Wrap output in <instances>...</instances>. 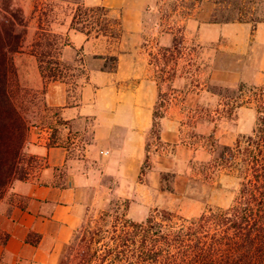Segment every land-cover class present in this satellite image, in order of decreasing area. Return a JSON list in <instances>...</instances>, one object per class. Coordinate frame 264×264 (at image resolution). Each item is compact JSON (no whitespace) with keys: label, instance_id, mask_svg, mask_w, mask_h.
<instances>
[{"label":"crops","instance_id":"0c3cea01","mask_svg":"<svg viewBox=\"0 0 264 264\" xmlns=\"http://www.w3.org/2000/svg\"><path fill=\"white\" fill-rule=\"evenodd\" d=\"M21 8L28 20L31 7L25 2ZM117 23L121 32L138 31L128 22L125 27ZM206 24L196 23L195 31L202 33ZM72 36V47H88L90 41L83 43L87 38H80V32ZM125 46L114 55L111 70L98 67L104 57L86 56L89 72L75 95L60 83L46 84L44 101L52 116L29 127L24 148L37 165L13 181L0 200L1 264H57L101 192H118L126 200L138 176H144L143 187L153 186L160 173L187 170L190 160L204 159L202 143L192 137L194 130L206 131L201 109L189 99L187 78L176 70L178 59L168 71L169 60L162 53L181 46L170 41L167 48L146 55L137 42ZM161 62L164 70H159ZM14 64L20 76L16 59ZM30 74L39 77L35 60ZM211 94L219 101V94ZM36 127L51 130L45 146L31 142Z\"/></svg>","mask_w":264,"mask_h":264},{"label":"rangeland","instance_id":"374dc122","mask_svg":"<svg viewBox=\"0 0 264 264\" xmlns=\"http://www.w3.org/2000/svg\"><path fill=\"white\" fill-rule=\"evenodd\" d=\"M214 1L14 0L20 7L28 3L32 10L27 20V32L31 34H26L21 51L13 55V62L14 59L19 62L21 73L18 81L22 92L16 97V103L29 127L47 123L52 116L53 109L47 107L44 101L46 84L57 82L69 94L78 92L89 72L86 56L104 57L103 65L99 62L98 67L111 70L115 67L114 55L125 51L126 42H137L140 51L146 55L156 53L159 48H167L165 45L170 41L181 47L162 52L169 60L166 62L170 64L168 71L175 65L174 58H177L176 70L180 76H186V84L191 91L189 99L200 107V113L198 108L195 112L206 125L204 133L194 130L192 135L206 151L202 161L190 160L187 170L178 168L160 173L158 184L153 186L143 187L144 176H138L129 193H126V200L118 192H101V198L87 211L74 233L84 225H93L100 214H114V210L120 213L125 206L127 218L141 222L149 215L153 216L155 210L169 211L177 217L191 220L199 217L208 207H228L233 203L239 180L235 173L226 175L222 168L215 171L212 161L221 155L225 147L250 136L255 127L254 108L241 106L239 97L240 90L246 96L251 95L250 90L263 84L264 23L257 24L255 28L250 23H211L216 9ZM94 7H104L107 11L89 12L84 18L90 24L98 21L100 27L111 26L113 30L107 29L106 34L97 35L95 30L98 31L99 27H94L88 36L80 33V38H87L83 43L90 41L86 49L83 46L72 47L70 40L75 31L71 27L72 19L81 17L85 8ZM117 22L122 23V27L128 22L132 30L138 31H118L114 28L116 24L113 25ZM196 23H207L202 33L195 31ZM35 42L40 44L38 50L33 48ZM67 45L71 47L65 48ZM33 49L46 53L43 66L57 73L56 81H44L40 73L39 77L31 76V62L35 60L37 65L36 58L31 55ZM162 64L159 70H164ZM182 70L185 73H181ZM169 84L166 81L164 88L167 89ZM203 89L205 92L199 97ZM212 92L219 94V101ZM24 148L25 144L23 152L26 154ZM25 168L26 172V165Z\"/></svg>","mask_w":264,"mask_h":264},{"label":"trees","instance_id":"16d2710c","mask_svg":"<svg viewBox=\"0 0 264 264\" xmlns=\"http://www.w3.org/2000/svg\"><path fill=\"white\" fill-rule=\"evenodd\" d=\"M214 3L211 23H250L253 28L264 23V0ZM103 11L107 10L85 8L81 17L72 19V29L87 36L94 27H99L97 35L113 30L100 27L98 21L91 26L84 18L89 12ZM26 34L21 7L14 0H0V200L13 181L25 177V165H37L35 157L23 152L29 124L16 103L22 89L13 55L21 51ZM33 46L40 48L38 42ZM37 50L31 55L41 77L56 81L57 73L43 66L46 53ZM240 92L241 106L255 110V127L250 136L225 147L212 161L215 171L222 168L239 180L230 206L208 207L191 220L155 210L157 215L135 222L127 218V206L120 213H102L93 225L73 233L57 264H264V81L260 88L250 90L251 95Z\"/></svg>","mask_w":264,"mask_h":264},{"label":"built area","instance_id":"2783aa9c","mask_svg":"<svg viewBox=\"0 0 264 264\" xmlns=\"http://www.w3.org/2000/svg\"><path fill=\"white\" fill-rule=\"evenodd\" d=\"M51 137V130L49 128L39 129L38 127L33 129L32 144L36 146H45L49 143Z\"/></svg>","mask_w":264,"mask_h":264}]
</instances>
